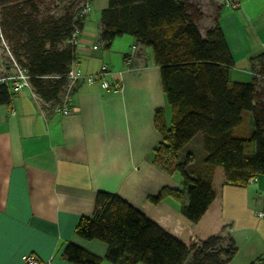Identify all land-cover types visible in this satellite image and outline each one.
<instances>
[{"label":"crops","instance_id":"1","mask_svg":"<svg viewBox=\"0 0 264 264\" xmlns=\"http://www.w3.org/2000/svg\"><path fill=\"white\" fill-rule=\"evenodd\" d=\"M224 1L211 3L208 11L201 9L199 29L205 36L217 19L235 64L229 70L230 82L251 84L254 73L264 67V0H241L236 8ZM108 6L109 0L92 1L74 67L82 74H96L108 65L121 79V91L80 82L71 94L75 110L65 115L54 113L28 89L11 88V102L0 104V264H25L27 254L42 261L53 258L50 264H74L63 256L70 243L104 258L105 243L75 234L80 218L93 215L100 191L119 195L187 246L214 235L231 237L237 252L226 264L257 263L264 258V216H259L264 213V175L248 186H233L217 168L215 200L197 224L171 197L150 202L149 197L164 187L183 188L179 173L168 174L153 163V151L162 141L155 111L164 109L170 124L171 108L151 48L122 36L105 49L101 14ZM123 42L127 48L119 50ZM125 55L133 58L129 67ZM246 116L251 119L250 113L244 120ZM241 126L235 135L253 131V124ZM184 150L200 165L206 158L202 135ZM184 202H189L187 196Z\"/></svg>","mask_w":264,"mask_h":264},{"label":"trees","instance_id":"2","mask_svg":"<svg viewBox=\"0 0 264 264\" xmlns=\"http://www.w3.org/2000/svg\"><path fill=\"white\" fill-rule=\"evenodd\" d=\"M44 1L0 0V50L9 52L10 63L14 60L27 73L35 94L53 108L62 103L75 62L77 48L69 41L75 28L83 26L80 7L93 0L78 1L76 10L71 3L61 15L41 12ZM203 17L188 0H109L100 29L105 49L116 38L131 36L153 51L171 108L170 124L164 109L155 111L162 141L153 151V163L168 174L180 173L183 188L164 187L149 200H177L193 224L215 200L217 168L233 186H248L264 175V88L256 77L251 84L230 82L235 64L223 32L215 19L203 36L198 25ZM13 95L9 84L0 83V104H9ZM246 112L253 115V131L237 136L234 131ZM197 134L206 152L198 166L192 153L182 155ZM75 234L105 243L107 253L101 258L70 243L63 256L74 264H226L237 252L235 241L220 235L187 246L119 195L104 191L96 195L93 215L80 218ZM253 264H264V258Z\"/></svg>","mask_w":264,"mask_h":264},{"label":"built area","instance_id":"3","mask_svg":"<svg viewBox=\"0 0 264 264\" xmlns=\"http://www.w3.org/2000/svg\"><path fill=\"white\" fill-rule=\"evenodd\" d=\"M240 1L241 0H225L224 2L232 8H236L239 6ZM91 10L92 4L90 2L83 3L80 7L79 22L83 23V26L80 27V25H78L75 28L69 41L70 44L76 48H78L79 46L80 36L85 30V21L88 19ZM93 49H98V46H94ZM125 63L127 64V67L131 66V64L133 63V58L131 55L130 57H127L125 59ZM254 74L255 77L259 80L261 87L264 88V69L262 71L255 72ZM29 78L30 77L27 75V73L22 70L13 60V73L0 78V83L9 84L11 88L16 92L23 89H28L36 100H38L40 103H44V101L35 94L30 84ZM67 80L68 86L66 93L62 100V103L53 106L52 110L54 113L65 115L75 110L73 107H71L70 104L71 94L75 86L80 82L86 81L89 84L99 83L104 89L113 92H119L122 89L121 79L117 78L115 76V72L105 64L102 65L100 71L96 74H82L77 68L74 67L73 63L67 75ZM259 216H264V213H259ZM196 243L199 244V242ZM52 259L53 258H50L47 261H42L34 254H27L23 256V261L25 264H50L52 262Z\"/></svg>","mask_w":264,"mask_h":264},{"label":"rangeland","instance_id":"4","mask_svg":"<svg viewBox=\"0 0 264 264\" xmlns=\"http://www.w3.org/2000/svg\"><path fill=\"white\" fill-rule=\"evenodd\" d=\"M78 1L80 0H71V2H61L59 0H45L43 4L40 5L41 12L46 13L50 10L52 14L61 15L64 12V9L68 7L71 3L75 4L74 9L76 10L78 7ZM195 3L200 6V9L204 11H208V6L211 5V3H219L220 0H193ZM119 42L115 45L117 48ZM119 50H125L127 47L123 43L119 44ZM115 50V49H114ZM116 51V50H115ZM119 55V52L117 53ZM121 56V55H119ZM10 54L7 50L1 49L0 50V78L4 76H8L13 73V65L10 63ZM250 113L251 119H249L247 116L245 117V120L241 126V129H247L249 126L252 127V121H253V115ZM185 153V150L182 152ZM182 157V156H181ZM180 174V173H179ZM143 264V263H140Z\"/></svg>","mask_w":264,"mask_h":264}]
</instances>
